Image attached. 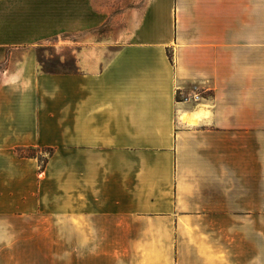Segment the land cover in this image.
I'll list each match as a JSON object with an SVG mask.
<instances>
[{"label": "crops", "instance_id": "1", "mask_svg": "<svg viewBox=\"0 0 264 264\" xmlns=\"http://www.w3.org/2000/svg\"><path fill=\"white\" fill-rule=\"evenodd\" d=\"M69 34L78 70L41 69ZM26 262L264 264V0H0V264Z\"/></svg>", "mask_w": 264, "mask_h": 264}, {"label": "rangeland", "instance_id": "2", "mask_svg": "<svg viewBox=\"0 0 264 264\" xmlns=\"http://www.w3.org/2000/svg\"><path fill=\"white\" fill-rule=\"evenodd\" d=\"M105 30L97 33L98 37L104 35ZM87 35L69 34L61 37L42 41L37 44V55L40 68L45 71L53 72H72L78 70L77 47L79 42L86 41ZM31 149H24L23 152L30 153ZM38 150L36 151L37 154ZM45 153V150H43ZM41 159H44V155ZM28 264V262H26Z\"/></svg>", "mask_w": 264, "mask_h": 264}, {"label": "trees", "instance_id": "3", "mask_svg": "<svg viewBox=\"0 0 264 264\" xmlns=\"http://www.w3.org/2000/svg\"><path fill=\"white\" fill-rule=\"evenodd\" d=\"M31 149V151H30V153H28V155H34V156H36L37 154H36V151H37V149H34V148H30ZM24 151V149H19L18 150V153H20L21 155H27V153H25V152H23ZM43 162H45L46 161V158H44V159H41Z\"/></svg>", "mask_w": 264, "mask_h": 264}]
</instances>
